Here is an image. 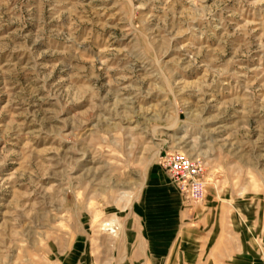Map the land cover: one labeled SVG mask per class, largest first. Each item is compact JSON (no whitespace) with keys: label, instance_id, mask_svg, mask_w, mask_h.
<instances>
[{"label":"rangeland","instance_id":"1","mask_svg":"<svg viewBox=\"0 0 264 264\" xmlns=\"http://www.w3.org/2000/svg\"><path fill=\"white\" fill-rule=\"evenodd\" d=\"M214 215L264 263V0H0V264H196Z\"/></svg>","mask_w":264,"mask_h":264},{"label":"crops","instance_id":"2","mask_svg":"<svg viewBox=\"0 0 264 264\" xmlns=\"http://www.w3.org/2000/svg\"><path fill=\"white\" fill-rule=\"evenodd\" d=\"M173 187L175 188V186H173ZM174 190H175L176 196L180 197L181 193L176 188ZM205 192H206V190H205ZM203 212H204V207H202V206L196 207L195 214L197 213V216H199V214H203ZM215 212L210 211V214L215 213ZM205 219H203V221H205ZM217 223H218V226H216ZM205 224H206L207 228L203 227V232L201 235L202 239H200V237L197 239L195 238L194 243H193L194 246L192 247V252L195 254L194 259L196 261H198V263H196V264H199L200 260L201 261L210 260L211 255L214 254V249H216L217 247H218V251H216V252L218 253L220 258L226 257V255L229 254V255L233 256V258L235 259L234 264H242L244 260L248 259L246 256H251V258L248 260L251 262L250 264H254V237L252 235L253 233H251L252 236H248V234H246V236L248 237L247 238V240H248L247 245H245L243 242L242 243L240 242V244L237 245V247H233L234 245H233V242L231 241L229 243L233 246L230 245L231 246L230 248H226V246H224V249H221L222 245L225 244V242L227 241V238H225L226 227L222 226V225H225V223H223V221H221V219H220V221L217 220L215 218V215H214L212 218V222L210 223V221L207 220V222H205ZM219 224L221 225L220 227H219ZM190 228H192V227H189L187 230L190 231L189 230ZM194 230H193V232H194ZM243 235H245V234H243ZM195 245H197L198 248ZM188 246H189L188 249L190 248V246H192L190 241L188 243ZM201 249H202V251H201ZM189 250H187L188 254L191 253ZM190 257H191V255H190ZM259 264H264V263L260 262Z\"/></svg>","mask_w":264,"mask_h":264},{"label":"built area","instance_id":"3","mask_svg":"<svg viewBox=\"0 0 264 264\" xmlns=\"http://www.w3.org/2000/svg\"><path fill=\"white\" fill-rule=\"evenodd\" d=\"M159 166L183 196L193 202H199L204 197L203 165L179 152H163L159 156Z\"/></svg>","mask_w":264,"mask_h":264}]
</instances>
